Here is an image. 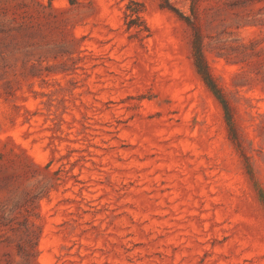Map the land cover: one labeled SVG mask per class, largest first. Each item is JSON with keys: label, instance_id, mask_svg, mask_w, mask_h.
Wrapping results in <instances>:
<instances>
[{"label": "rangeland", "instance_id": "rangeland-1", "mask_svg": "<svg viewBox=\"0 0 264 264\" xmlns=\"http://www.w3.org/2000/svg\"><path fill=\"white\" fill-rule=\"evenodd\" d=\"M1 9L24 25L0 31V156L37 200V264H264V91L234 54L264 41V0ZM16 240L0 226V255Z\"/></svg>", "mask_w": 264, "mask_h": 264}, {"label": "trees", "instance_id": "trees-1", "mask_svg": "<svg viewBox=\"0 0 264 264\" xmlns=\"http://www.w3.org/2000/svg\"><path fill=\"white\" fill-rule=\"evenodd\" d=\"M24 25L18 24L15 17H12L7 9L0 10V31L5 28ZM264 41L254 40L248 44H241L236 47L234 54L238 56L237 62L243 65L244 78L248 88L260 87L264 91ZM193 57L197 72L221 103L225 119L230 132H233L235 139L238 138L233 108L223 89L213 77L209 64L204 54L203 43L199 31H195L193 40ZM11 167L0 156V226L17 237L14 244L17 260L11 257L10 253L0 255V264H37L38 244L40 238V227L36 223L37 200L33 197L23 198L19 196V188L22 185L19 178L21 174L18 169ZM50 187L44 192L49 193ZM23 219L18 220L17 217Z\"/></svg>", "mask_w": 264, "mask_h": 264}]
</instances>
